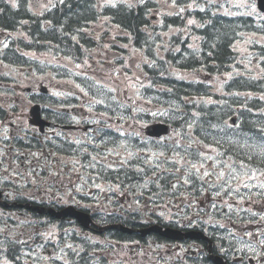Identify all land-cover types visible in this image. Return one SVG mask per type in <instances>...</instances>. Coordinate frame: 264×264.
Returning <instances> with one entry per match:
<instances>
[{"label": "flooded vegetation", "instance_id": "flooded-vegetation-1", "mask_svg": "<svg viewBox=\"0 0 264 264\" xmlns=\"http://www.w3.org/2000/svg\"><path fill=\"white\" fill-rule=\"evenodd\" d=\"M24 79L0 93V221L10 211L22 219L31 206H73L93 217L88 233L98 235L89 239L103 247L101 264H264V157L182 156L185 143L197 152L192 138H215L223 127L173 125L155 138L149 101L119 93L141 108L108 107L68 85L53 92V77ZM165 152L158 164L153 155ZM34 214L53 225L51 215ZM115 224L202 237L104 228Z\"/></svg>", "mask_w": 264, "mask_h": 264}, {"label": "trees", "instance_id": "trees-1", "mask_svg": "<svg viewBox=\"0 0 264 264\" xmlns=\"http://www.w3.org/2000/svg\"><path fill=\"white\" fill-rule=\"evenodd\" d=\"M186 1L183 3V0H178V3L186 7L192 2ZM55 5L51 11L40 15L30 9L28 0H15V3L0 0V28L22 29L29 38L27 41L18 38L14 43L15 48L12 45L8 49L0 50L1 61L8 63L27 61V58L20 56L17 51V46L21 44L25 47L40 46L38 51L53 55L62 53L73 56L75 60H86L95 45L89 41L91 36L83 33L82 29L107 20L104 27L108 30L100 35L101 38L113 37L110 32L112 26L130 31L128 37L117 38L122 42H130L133 47L146 50L147 56L156 61L157 65L154 68L147 69L149 66H145L148 79L163 89L171 101L170 107L177 115H182L181 118L174 117L173 123L222 126L224 131L221 129L215 138L207 137L201 140L214 146L216 153L219 151L216 155L259 157L254 153H248L246 148L250 145L248 140L250 135L264 140V72L254 70L243 72L244 64L241 62L244 56L236 45L244 39L246 33L254 31L260 33L264 28L263 31L262 28L259 29L254 17L242 14V7L235 9L231 15L218 10L182 8L183 11L179 14L164 15L162 25L157 26L152 24L150 18L153 9L158 8L157 3L152 0L137 4L124 2L115 6L103 4L100 0L62 2L58 0ZM190 18L195 19L196 24H189ZM176 27L180 30L178 36L168 42L162 40L161 34L153 32L151 36L149 32L150 30L168 32ZM184 29H187L190 35L195 33L200 36V47L189 49L186 46L187 42H182L181 31ZM72 32L78 34L84 49L67 36ZM178 43L185 51L176 49ZM53 44H57L54 49ZM101 44L103 41L98 43ZM111 47L116 48V44H112ZM249 48L258 50L264 58V47L254 45ZM161 53L164 55L163 59L159 56ZM172 67L177 71L180 69L189 71L192 75H199L204 79L221 78L224 73L232 74L223 85L225 92L220 94L210 91L212 86L206 81H186ZM233 116L238 117V126L241 129L229 127ZM222 133L223 138L220 136ZM199 155L196 153L197 157ZM21 250L22 245L17 241L0 246V251H3L4 258L8 260L6 264H24ZM84 258L85 254L82 252L73 253L70 261L72 264H88L83 262Z\"/></svg>", "mask_w": 264, "mask_h": 264}, {"label": "rangeland", "instance_id": "rangeland-1", "mask_svg": "<svg viewBox=\"0 0 264 264\" xmlns=\"http://www.w3.org/2000/svg\"><path fill=\"white\" fill-rule=\"evenodd\" d=\"M48 1L49 0H35L34 6L38 8V10L44 9L46 6H48L47 5ZM107 1H113V0H107ZM156 1L159 3V7L155 8L151 14V20L154 25H159L161 23V16L163 14L174 13L180 10V8L178 7V4L176 3V0H156ZM212 3H217L218 5H220L221 10L225 12H234L235 8L238 6H242L243 8H245L246 11L250 10V7H253V9H256L258 11L256 7V2L254 0H251V1L249 0H192V4L187 7L188 8L191 7L190 9L192 10L193 9L192 6L194 8H197L200 5H203V4L208 5ZM249 5L250 7H248ZM246 8H248V10ZM257 11H255V13ZM100 26H102V24H99L96 27H100ZM111 30L114 34L119 33V29L116 26L112 27ZM1 32L2 31L0 30V33ZM177 32H178L177 29H174L171 32H169L166 36L170 38L172 37L173 34ZM184 32L186 36L187 32L186 31ZM7 39H8V36H3L2 34H0V45L4 44V42ZM254 40L264 44L263 35L249 34V35H245L244 44L238 45L237 49L238 51L241 52L242 56H245V60L243 61V63L246 65V67L251 70L256 71L257 69H259L258 65H259L260 59L258 58L257 53H254L252 50L249 49V44H251L252 41ZM190 43L192 47H195L197 45V43L192 40ZM121 46L124 48H127V47L129 48L127 44H121ZM176 47L178 48L179 45H177ZM106 49L107 47L105 49H102L101 51H93L92 53L90 68L88 69L87 74L90 73L91 77L93 78L92 82L95 88L98 89L96 85L100 88H102V86H105L108 92H114V93L121 92L122 94H126L127 96L141 97L145 101L146 98L144 97L145 94H144V89H142V83L137 81L138 78L143 77L144 68L142 65L146 62H149V60L145 57V54L142 51L133 50L132 52L133 56L130 58V57H127V55H124L123 52H121V56H123V58H126L125 60L127 64L126 66H129L130 68H132L131 74L122 75V74L117 73V70L119 67L115 68V66H111L112 61L114 60L115 56H106L108 55V52L106 51ZM30 54L31 56L35 55L34 53H30ZM103 56H105V59H107L109 63L106 65L107 69H104V66L99 67L97 65V61L103 60ZM38 59L40 63H43V64L45 62H53V68L56 66L58 67L60 66V68L56 72L57 74L59 73L65 74L68 72V70H70L71 72H76V70L79 72H82L81 67H76V70H75L74 69L75 64L70 59H67L65 57H51L50 54H44L38 57ZM251 59H253V63H251L252 62ZM92 66L94 68H91ZM4 69H5V66L0 65L1 73H3ZM182 74L184 75V73ZM186 77H188L189 79H193L188 75H186ZM226 77L228 76H225L220 79L218 78L210 79L208 82L214 85L211 90L222 94L224 92L223 84L226 81ZM71 80H72V74H68V75H65L62 79L57 78V81L59 82L57 84H60V85L68 84V82H70ZM102 89L104 90V88ZM58 90H62V88L59 86ZM150 101H151V106L153 107V109L157 108V104H154L153 100H150ZM162 103H166V101L163 100ZM158 108L159 110L154 111V114H161L165 112V110H162L161 106H159ZM123 121H126L125 117H123ZM222 135H224V133H222ZM248 137H249L248 139L249 143L251 145V146L247 145L246 149L249 151L248 153H254L259 157H264V140L263 141L259 140L256 137H252L251 135ZM201 151L207 152L209 154H213L214 152L213 148H208L207 146L203 147Z\"/></svg>", "mask_w": 264, "mask_h": 264}, {"label": "water", "instance_id": "water-1", "mask_svg": "<svg viewBox=\"0 0 264 264\" xmlns=\"http://www.w3.org/2000/svg\"><path fill=\"white\" fill-rule=\"evenodd\" d=\"M258 5H259V8L264 11V0H258ZM155 126H156V128L154 130H150V133L152 135H161L162 133H165V132L169 131L168 129H164L165 125H163V124L155 125ZM67 214L68 213L65 212V213H61L60 215L66 216ZM150 230L159 231L163 235H166V236H169V237H173V238L181 237V235H179L177 233L172 234L173 232H171L170 230L163 231L161 228H153V229H150ZM186 235L189 236V234H186Z\"/></svg>", "mask_w": 264, "mask_h": 264}, {"label": "snow or ice", "instance_id": "snow-or-ice-1", "mask_svg": "<svg viewBox=\"0 0 264 264\" xmlns=\"http://www.w3.org/2000/svg\"><path fill=\"white\" fill-rule=\"evenodd\" d=\"M113 6H115V5H113Z\"/></svg>", "mask_w": 264, "mask_h": 264}]
</instances>
